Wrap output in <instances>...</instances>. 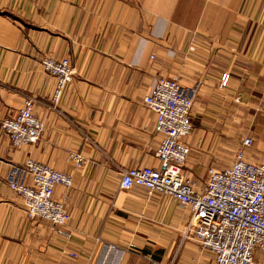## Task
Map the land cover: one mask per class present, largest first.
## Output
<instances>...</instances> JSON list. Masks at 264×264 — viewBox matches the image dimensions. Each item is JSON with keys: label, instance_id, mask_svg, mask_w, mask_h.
Here are the masks:
<instances>
[{"label": "crops", "instance_id": "obj_1", "mask_svg": "<svg viewBox=\"0 0 264 264\" xmlns=\"http://www.w3.org/2000/svg\"><path fill=\"white\" fill-rule=\"evenodd\" d=\"M45 56L70 57L74 71L56 108ZM171 77L194 90L184 172L198 188L246 136V158L264 162V0H0V264H216L188 229V207L120 187L123 169L160 166L144 97ZM26 96L44 128L15 147L1 121ZM28 158L72 175L71 188L55 189L63 227L29 217L5 181ZM254 264H264L260 248Z\"/></svg>", "mask_w": 264, "mask_h": 264}, {"label": "built area", "instance_id": "obj_2", "mask_svg": "<svg viewBox=\"0 0 264 264\" xmlns=\"http://www.w3.org/2000/svg\"><path fill=\"white\" fill-rule=\"evenodd\" d=\"M190 46V50H194ZM44 69L56 78L52 105L57 107L64 88L73 78L71 58L45 56ZM229 75L222 78L226 85ZM156 114V130L162 139L155 151L159 167L134 166L123 169L120 187H143L177 199L190 210L188 229L203 248L214 255L216 264H254L257 248L264 251V162L248 160L246 136L233 163L224 169L210 167L206 186L200 189L185 175L184 166L191 153L184 138L193 130L191 110L194 90L185 88L178 77L159 78L144 97ZM35 99L26 96L23 106L1 121V128L15 147L36 142L43 121L34 114ZM80 165L84 156L73 153ZM27 178L30 180L27 181ZM24 200L26 214L63 227L70 215L55 189L73 185L72 175L48 163L28 158L24 166L13 167L5 180Z\"/></svg>", "mask_w": 264, "mask_h": 264}, {"label": "rangeland", "instance_id": "obj_3", "mask_svg": "<svg viewBox=\"0 0 264 264\" xmlns=\"http://www.w3.org/2000/svg\"><path fill=\"white\" fill-rule=\"evenodd\" d=\"M239 150V149H238ZM237 149H228V154H229V157H232L233 156V154L235 155L236 153H237V151H238ZM231 159V158H230ZM215 166V165H214ZM212 167V166H211ZM216 167V166H215ZM214 167V168H215ZM210 167H208V169H209ZM208 169H207V171H208Z\"/></svg>", "mask_w": 264, "mask_h": 264}]
</instances>
